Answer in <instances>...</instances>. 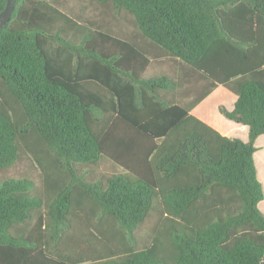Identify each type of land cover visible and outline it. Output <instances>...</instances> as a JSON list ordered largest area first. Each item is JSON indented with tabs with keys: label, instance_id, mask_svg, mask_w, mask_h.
<instances>
[{
	"label": "trees",
	"instance_id": "16d2710c",
	"mask_svg": "<svg viewBox=\"0 0 264 264\" xmlns=\"http://www.w3.org/2000/svg\"><path fill=\"white\" fill-rule=\"evenodd\" d=\"M75 5L16 0L0 31V174L40 172L36 194L0 179V264H260L264 0ZM143 43L235 95L218 111L248 140L163 96L179 86L143 77Z\"/></svg>",
	"mask_w": 264,
	"mask_h": 264
},
{
	"label": "crops",
	"instance_id": "0c3cea01",
	"mask_svg": "<svg viewBox=\"0 0 264 264\" xmlns=\"http://www.w3.org/2000/svg\"><path fill=\"white\" fill-rule=\"evenodd\" d=\"M140 48L147 60L143 74L144 78H164L179 86L176 97L174 91H165L163 96L168 99L175 98L182 106L191 108L189 111L190 115L212 127L221 135L230 139H240L243 142L248 140L247 126L236 124L226 119L218 111L219 106H223L227 111H231L236 101L235 95L221 85L217 86L207 95L206 79L200 73L195 72L178 59L162 57L157 48L151 44L143 43ZM225 100H227V103H225ZM261 136L254 142L256 149ZM259 205L260 203L258 204V208Z\"/></svg>",
	"mask_w": 264,
	"mask_h": 264
},
{
	"label": "rangeland",
	"instance_id": "374dc122",
	"mask_svg": "<svg viewBox=\"0 0 264 264\" xmlns=\"http://www.w3.org/2000/svg\"><path fill=\"white\" fill-rule=\"evenodd\" d=\"M66 4L72 9L75 10L77 0H64ZM91 8L88 7V10ZM115 25L116 23H113ZM116 30L121 31H128L129 27L126 21L124 20H118V23L116 26H114ZM225 103H227V100H225ZM212 109V108H210ZM256 155L254 159V164L256 168V174H257V180L259 181L261 185V189L263 192V200L260 202L259 209L262 213H264V169L261 167V161L264 158V135L260 137L257 143V150ZM256 161V162H255ZM258 168V169H257ZM7 178H27L30 179L34 184V190L33 193H38L40 190V172L36 165L32 162V160L29 157H23L21 158L18 163L9 169L7 172L0 174V179L4 180ZM153 221V220H151ZM151 224V223H150ZM147 235L148 230L146 228H141L135 231V239L137 244L141 245L145 241H147Z\"/></svg>",
	"mask_w": 264,
	"mask_h": 264
},
{
	"label": "water",
	"instance_id": "95a60500",
	"mask_svg": "<svg viewBox=\"0 0 264 264\" xmlns=\"http://www.w3.org/2000/svg\"><path fill=\"white\" fill-rule=\"evenodd\" d=\"M16 0H6L3 10L0 12V31L9 21L10 16L14 10ZM260 264H264V257L260 260Z\"/></svg>",
	"mask_w": 264,
	"mask_h": 264
}]
</instances>
